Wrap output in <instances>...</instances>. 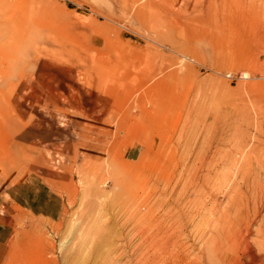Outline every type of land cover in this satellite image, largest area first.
I'll return each mask as SVG.
<instances>
[{"label":"rangeland","instance_id":"1","mask_svg":"<svg viewBox=\"0 0 264 264\" xmlns=\"http://www.w3.org/2000/svg\"><path fill=\"white\" fill-rule=\"evenodd\" d=\"M262 158L264 0H0V172L63 204L11 209L2 264H71L90 226L107 248L82 264H248L245 245L213 251L242 236L260 254Z\"/></svg>","mask_w":264,"mask_h":264},{"label":"bare ground","instance_id":"2","mask_svg":"<svg viewBox=\"0 0 264 264\" xmlns=\"http://www.w3.org/2000/svg\"><path fill=\"white\" fill-rule=\"evenodd\" d=\"M128 139V138H127ZM129 142H131L130 141V139H129ZM132 143V142H131ZM130 143V144H131ZM120 144V143H119ZM129 145V144H128ZM130 147V146H129ZM254 153V152H253ZM261 153V152H260ZM228 154V153H227ZM143 157V156H142ZM258 157V156H257ZM249 160V159H248ZM256 162H257V165L260 167V169H263L264 168V159L262 158V160H258L257 161V159H256ZM223 165V164H222ZM135 166V165H134ZM127 168V170H128V174H131V172H134L133 171V167H126ZM233 168V167H232ZM235 168V167H234ZM240 168V167H239ZM117 171V170H116ZM264 171V170H263ZM239 172V171H238ZM240 173V172H239ZM116 174V173H115ZM243 174V173H242ZM237 175V174H236ZM122 176V175H121ZM243 176V175H242ZM115 179H117V180H119V178H117V176L116 177H114ZM124 178V177H123ZM126 178V177H125ZM253 178V177H252ZM238 179V178H237ZM121 180H123V179H121ZM140 180V179H139ZM188 180V179H187ZM261 180V179H260ZM124 181V180H123ZM242 181V180H241ZM122 182V181H121ZM240 182V181H239ZM130 183V182H129ZM140 183V182H139ZM180 183V182H179ZM260 183V182H259ZM138 185V184H137ZM189 185H191V184H189ZM260 185V184H259ZM185 186V185H184ZM188 186V185H187ZM194 186V185H193ZM231 187V186H230ZM235 188V187H234ZM260 188H261V192L263 191L264 192V186H260ZM133 189V188H132ZM146 188H144V192H147V189L145 190ZM183 189H184V187H183ZM182 189V190H183ZM205 189V188H204ZM190 190H191V188H190ZM67 191V190H66ZM189 194V193H188ZM194 194V193H193ZM207 194V193H206ZM254 194V193H253ZM130 195V194H129ZM144 195V194H143ZM184 195V194H183ZM183 197V196H182ZM194 197V196H193ZM193 197H192V199H193ZM260 197V196H259ZM179 198H180V196H179ZM179 198H178V200H179ZM192 199H191V201H192ZM257 199V198H256ZM128 200V199H127ZM181 200V199H180ZM190 201V200H189ZM128 202V201H127ZM208 202V201H207ZM211 202V201H210ZM240 202V201H239ZM261 202V201H260ZM189 203V202H188ZM193 203V202H192ZM257 203V202H256ZM127 205V204H126ZM253 205V204H252ZM144 206H145V203H144V201L143 200H141V197L139 196L138 198H137V200H135V201H133L129 206H128V212H129V215H130V217H129V221H136L137 219H138V221H137V223L139 222V220L141 221V222H139V224H138V227H137V229H140L139 231H140V233L138 234V237H139V240L141 241V243L139 244V247H141V245H145L146 243H149V245H150V243H151V241L153 242V240H156L155 238H156V236H155V234L154 235H151L150 234V231H149V227H151L150 225L151 224H147V223H144V221L143 220H141L142 218L140 217L139 218V216L141 215V214H143L142 212L145 210V208H144ZM254 206V205H253ZM125 207V206H124ZM208 207V206H207ZM192 208V207H191ZM200 208V207H199ZM127 211V210H126ZM196 211V210H195ZM201 211V210H200ZM206 215V214H205ZM197 216V215H196ZM144 218V217H143ZM145 218H146V216H145ZM173 219V218H172ZM198 220V219H197ZM146 222V221H145ZM150 222V221H149ZM136 223V224H137ZM208 223V222H207ZM156 224V223H155ZM155 224H153L154 226H155ZM203 224V223H202ZM261 224V223H260ZM149 225V226H148ZM153 225H152V227H153ZM157 225V224H156ZM158 225H160V227L162 228V226H161V224H158ZM90 227H92V226H90ZM89 227V229H87V231L86 232H84L83 233V235L81 236L80 235V240H81V243L78 245V246H76V248L78 247L79 249H78V251L76 252V254H75V256H73V258H72V261H71V264H82V262H84V263H87V261L92 257V256H94L95 255V253L96 254H98L100 251H101V247H104V246H102L103 244H105L106 242H108V234H107V230L106 229H102V230H100V228H99V230L100 231H95V230H93L92 228H90ZM156 227V226H155ZM154 227V228H155ZM159 227V229H161ZM171 227V226H170ZM202 227V226H201ZM83 228V227H82ZM225 228V227H224ZM159 229H156V230H158L159 231ZM208 229V228H207ZM210 229V228H209ZM222 229V228H221ZM229 229V228H228ZM104 230V231H103ZM109 230H110V228H109ZM135 230V229H134ZM214 230V229H213ZM258 230V229H257ZM114 232V231H113ZM161 233H162V231H160ZM218 232H219V230H218ZM224 232V231H223ZM227 232H228V230H227ZM239 232V231H238ZM257 232H262V231H257ZM94 233V234H93ZM109 233V232H108ZM112 233V232H111ZM110 233V234H111ZM137 233H138V231H137ZM156 233V232H155ZM159 233V232H158ZM160 233V234H161ZM133 234V233H132ZM205 234H207V233H205ZM249 234V233H248ZM93 235H94V238H93ZM215 235V234H214ZM218 235V234H217ZM216 235V236H217ZM238 235V234H237ZM247 235V234H246ZM258 235H259V233H258ZM257 235V236H258ZM136 236V235H135ZM158 236V235H157ZM212 236V235H211ZM229 236V235H228ZM262 236V235H261ZM160 237H161V235H160ZM220 236H218V238H219ZM224 237H226V235L224 236ZM236 237V236H235ZM238 237V236H237ZM214 238V237H213ZM227 238V237H226ZM225 238V239H226ZM112 239H114L113 238V236L111 237L110 236V243L112 242L111 240ZM220 239V238H219ZM235 239V238H234ZM262 239V238H261ZM138 240V239H137ZM79 241V240H78ZM161 241V240H160ZM159 242V241H158ZM224 242H226V241H224ZM231 242V244H230V246H228L227 244V249L225 250V253L222 255V256H220V253L218 254V253H216V251L214 250L213 252L215 253V256H214V259L217 261V262H219V263H221V262H223L224 263V261H225V259H226V253H231L232 251H234L236 248L235 247H237V249L239 250L240 248H242V246L243 245H245L244 247H246L245 249L247 250L246 252L248 253V255H249V257H250V261L248 262V264H264V237H263V239H262V241H261V246H260V244L258 245V246H260V248H259V252H260V254L258 253L257 254V252L255 253V251H254V247H253V244L251 243V242H249L248 241V239L247 238H244V237H239V239L237 240L236 239V241H230ZM256 242V241H255ZM91 244V245H89V244ZM154 243V242H153ZM152 243V244H153ZM151 244V245H152ZM155 244H156V241H155ZM161 245H162V243H160ZM159 244V245H160ZM208 244V243H207ZM108 245H110V244H108ZM148 245V246H149ZM157 245H158V243H157ZM106 246H107V244H106ZM105 246V247H106ZM172 246V245H171ZM176 246V245H175ZM151 247H154V248H152V249H155V246H154V244H153V246H151ZM159 247V246H158ZM161 247V246H160ZM159 247V248H160ZM243 247V248H244ZM107 248V247H106ZM221 248L222 247H220V250H221ZM113 249V248H112ZM236 249V250H237ZM244 249V250H245ZM120 249H118V251H119ZM139 250V249H138ZM223 250V249H222ZM237 250V251H238ZM89 251H90V254H89ZM135 251V250H134ZM71 252V251H70ZM109 252V251H108ZM107 252V253H108ZM113 252H115V250L113 249V250H111V252L109 253V254H107L108 256H110V258H108V260H106V261H108L107 263L108 264H121V261H122V259L124 258V254L125 253H122L121 255H119V256H117V257H115L114 256V258L112 257V254H114ZM147 252V251H146ZM151 252V251H150ZM160 252H162V251H160ZM203 252H205V251H203ZM212 252V251H211ZM220 252V251H219ZM100 253H102V252H100ZM133 253H136V252H133ZM171 253V252H170ZM222 253V252H221ZM243 253V252H242ZM89 254V255H88ZM135 255V254H134ZM163 255V254H162ZM161 254L160 255H158V256H162ZM172 255V254H171ZM228 255V254H227ZM165 256V255H164ZM112 257V258H111ZM130 257L133 259V256L132 255H130ZM154 257H155V255H154ZM154 257H152V258H154ZM172 257V256H171ZM198 257V256H197ZM70 258V257H69ZM107 258V257H106ZM157 260H155V264H159L160 262L162 263V261H164L165 262V260L163 259L162 260V258H164V257H162V258H158V257H155ZM154 258V259H155ZM153 259V260H154ZM160 259V260H159ZM207 259V258H206ZM213 260V259H212ZM41 261V260H40ZM40 261H38V262H40ZM42 261L44 262L45 261V259H43L42 258ZM205 261V260H204ZM140 263H142V264H147V260H145V257L144 258H142V260H140ZM197 263H200V264H203L202 263V261L201 262H197ZM214 263V262H213ZM235 263V262H234ZM68 264V263H67ZM162 264H164V263H162ZM204 264H206L205 262H204ZM212 264V263H211ZM233 264V263H232Z\"/></svg>","mask_w":264,"mask_h":264},{"label":"crops","instance_id":"3","mask_svg":"<svg viewBox=\"0 0 264 264\" xmlns=\"http://www.w3.org/2000/svg\"><path fill=\"white\" fill-rule=\"evenodd\" d=\"M22 176H6L0 172V247L4 251L0 264L4 262L8 254V241L15 228V223L12 221L15 213L11 209L24 210L41 216L57 214L63 205L58 195L44 183L40 176L33 174L27 177ZM39 199L42 200V204H38Z\"/></svg>","mask_w":264,"mask_h":264}]
</instances>
